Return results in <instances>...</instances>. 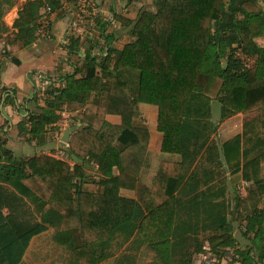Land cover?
Masks as SVG:
<instances>
[{
  "label": "trees",
  "instance_id": "1",
  "mask_svg": "<svg viewBox=\"0 0 264 264\" xmlns=\"http://www.w3.org/2000/svg\"><path fill=\"white\" fill-rule=\"evenodd\" d=\"M62 1L26 0L11 26L14 39L6 45H32L41 9L48 7L60 16ZM106 3L111 7L109 0ZM16 4L17 0H0V43L10 30L3 18ZM154 4L151 20L119 18L122 28L131 27L132 38L119 52L108 49L96 57L90 41L69 38L62 46L67 62L71 56L77 59L72 73L58 78L60 89L47 86L41 105L38 99L27 100L31 107L17 128L38 147L47 146L49 129L59 121L57 112L72 114L81 125L69 136L65 151L73 164L55 159L53 153L16 158L0 130V264H21L31 239L47 230L48 221L41 217L37 222L29 206L35 203L56 213L55 240L76 264L106 259L114 234L121 235L123 245L134 232H144L142 241L152 255L148 264H191L203 243L197 231L194 236L186 229L183 237L176 234L181 228L173 227L175 196L187 172L184 165L213 146L211 101L220 104L221 120L254 114L221 150L231 174L264 184V179L257 181L264 165V46L257 43L264 39V0H154ZM104 39L109 45V36ZM10 61L19 64L15 58ZM128 71L138 73L136 92L128 90L123 75ZM5 99L12 105L14 93H6ZM141 104L157 108L161 151L181 156L180 163H159L147 200L137 179L148 155L149 136L133 124ZM107 116L119 117L120 123L111 124ZM131 189L138 193V202L119 196L120 190ZM209 200L221 201L214 219L202 224L199 232L210 231L207 240L216 257L222 258L224 248H234L239 264H255V258L264 264V209L246 217L243 235L251 233L252 239L242 251L230 232L224 195L215 199L203 195L200 202Z\"/></svg>",
  "mask_w": 264,
  "mask_h": 264
},
{
  "label": "crops",
  "instance_id": "2",
  "mask_svg": "<svg viewBox=\"0 0 264 264\" xmlns=\"http://www.w3.org/2000/svg\"><path fill=\"white\" fill-rule=\"evenodd\" d=\"M101 1L103 3H106V1L108 0H101ZM109 1L111 5H113L116 0H109ZM108 9L109 11L111 9L113 10V6L108 7ZM17 11H18V8H17ZM15 17H16V14H15ZM108 20H109L108 22L112 21L111 17H109ZM11 26L12 24L10 25L9 29H11ZM59 27L60 25H57V28ZM57 36H58L57 40H59L61 45L65 44L69 40L67 38L64 39L63 34L57 35ZM101 36L105 37L106 36L105 32L101 31ZM108 36L110 39L109 45L106 47V49L101 48V46L94 47L93 50L91 51L93 56H96V57L102 56V53L106 52L108 49H114L116 52L122 49L123 46H121L120 48L117 47V45L119 44L116 43L115 39L113 40V35L111 33ZM131 40L132 38L130 37L129 42ZM37 41L39 40L37 39ZM37 41H35L32 45L25 47V48L18 47V46H7L8 51H10V48L11 50H13L12 52H14L15 49H18L20 56L18 54V57H15L14 53L13 55L11 54L13 58L19 61V64L17 65L13 64L12 62L7 61L6 59H0V115L2 118V120L0 119V130L5 134L4 139L7 142L9 139L16 140L15 144L13 142V145H16L17 143L18 147L24 153V158L31 157L33 155H39V154L50 155L51 153H53L55 155V153L56 154L62 153L65 156L64 160L63 158H58L57 156H54V155L53 157L55 159L65 161L69 164H73V162L65 154L67 144H65V146L63 147L65 149L64 153L62 152L61 148L53 147L52 145V139H53L52 134L54 132L58 133L57 131H59L58 122L57 124L52 126V129H49L50 130V132H48L49 143L46 144L47 146L45 147L43 146L38 147L36 145V141H30L29 137L24 136L23 134H20L17 128V124L20 121H22L23 118H25V116L27 115V111H25V113H20V111L19 113H17L15 110H13L15 109V107L18 109L16 104L19 100L17 99L16 94H19V91H22L20 89L27 82H28L27 84L29 85V93L27 94L28 95L27 100L32 99V86H31L28 74L33 71H41V72L45 71L50 74H55L53 71H50V70H53L54 67L46 69V66L43 62L44 61L43 59L46 58L45 56L46 51L44 47L39 46L40 43H42V41L39 43ZM257 43L259 45L264 46V39H258ZM19 49H22V50H19ZM62 51L65 52L66 54V63L70 66V68H72V65H71L72 62L71 61L67 62L69 56L67 55L66 51L63 49V46H62ZM35 57H39L40 60H35ZM71 57H75V56H71ZM68 73H72V71L67 72L66 74ZM66 74L64 75L62 74L60 76L55 74V76L59 78V77H64ZM75 77L76 79L80 78L79 74H77ZM9 92L11 93L13 92L14 97H15L14 103L12 105L7 104L5 101L6 100L5 94ZM27 95H20V96L26 97ZM40 98L41 97L35 98V99H40ZM27 100H26V103H27ZM214 103H217L219 105V111H216V113L212 114V105ZM153 107L155 106L141 104L139 106L140 116L138 119L134 120L133 122L135 127L146 129L148 132V136H149L148 146H147L148 155H147L145 164L141 170V173L139 174L138 179H137V181L144 187V191H141V194H143V196L145 197V200H147L146 198L147 195L145 194H147L146 192L150 190L152 181L154 177L156 176L159 163L160 162H165V163H180L181 162L180 154H169V153H163L161 151L162 134L157 131V108L155 107L154 109ZM210 107H211L210 122L214 126L213 132L210 136V141L213 142L211 144L213 146L207 148L205 151L202 150L201 153L197 156V158L194 160L192 164L187 163V165L186 166L184 165L183 167V170H186L187 172L176 192V196H175L176 216L173 222V227L181 228V231L177 232L176 234L182 237L184 236L183 231L185 229L193 231L190 233L191 235L187 234L189 236H192V235L194 236L195 231H197V234H198L197 238L203 243V246H202L201 252L195 253L192 255V261L195 258L198 259L201 257H205L209 261L214 260L220 264L221 260L224 258L228 260L232 258L233 260V258L235 257V260H234L235 263L233 261L231 262L229 261L228 264H239V259H238V256L235 254L234 248L233 249L224 248L223 251L225 253L223 254L222 258L218 259L216 255L210 250L209 242L207 240V237H208L207 235L210 234V231L205 230L207 232L203 231V233H200L202 232L201 230L199 232L202 224L211 223L210 221L214 219L215 212L217 209L216 204L218 201H221V200H218V201L209 200L207 202H204L203 204L200 202V199L202 198L203 195H206V197L213 198V199L217 198V196L221 197L222 195H224V202H225L224 210L226 209L225 210L226 218L230 224V232H231L232 238L235 240V243L237 245L236 248L240 249L238 247V243L236 242L237 240L235 238L233 229L235 228V224L239 221L241 217L240 213H242V215H245L242 220V224L239 225V227L243 229V233H244L245 227H246V220H245L246 217L251 212H253L255 209L257 211L264 209V188H263L264 184H260L259 182L254 183L253 180L245 181L242 179L241 173L231 174L228 171L224 163V160H223V155H222V150H221L222 144L232 139L236 135H240L242 133L243 123L247 120H250V118H246V116L248 115L236 114L229 118L221 120L220 104L217 101H211ZM24 108L28 109V103H27V106L25 105ZM146 110L148 112L145 113ZM62 115L70 119V126L74 128V130H72L66 135V141L68 143L69 136L74 131L79 129L81 125L77 122L76 123L74 122V118L72 114L62 113ZM146 115L147 117H145ZM217 117L219 118V121L218 123H215L216 121H214L213 119ZM106 120L113 125H118L120 123V119L117 116H107ZM148 121H155L156 131L154 130L150 132L148 130V128L146 127V123ZM13 128L17 130V133L9 137L8 139L7 133H12ZM156 132H158L159 135ZM219 134L222 135L224 140L216 141L215 138ZM224 135L226 136L224 137ZM6 147H7V143H6ZM28 147H30L31 151L33 150L32 151L33 154L28 155V153H26L28 152L27 151ZM46 147H49V149ZM47 149H48L49 154L45 152V150ZM52 150L54 152H52ZM55 150L57 152H55ZM186 168H188V170ZM113 171H114V174L116 175L117 174L116 169H114ZM90 173L94 175L93 172H90ZM258 177L262 180V183H263V179H264L263 163H261L260 174L259 175L257 174V181H258ZM137 195L138 193L132 189L131 190H120L119 192L120 197L126 198L130 201L138 202ZM29 206L31 207V210L34 211V216L37 219V222H40L41 217H44L48 221V223L45 224V226L47 227V230L33 237L29 243V246L34 240L41 238L44 235H50L51 240L54 244L59 245L62 248H65L64 246L58 244L55 240L56 232L58 231V227H57L56 219H55L56 213L45 206L40 207V203H35ZM6 213H7V210H3V214H6ZM211 214L213 216H211ZM73 236L77 238L76 232H73ZM241 237L242 239H246L248 243L246 246L248 245L250 246L252 234L249 233L247 236H244L242 234ZM143 239H144V232H141V233L134 232L133 236L128 240V242L122 245L124 239L121 237L120 234H114V236L111 238V240L108 243V247H107L108 249L106 251L107 258L104 260H101L100 262L96 264H121L122 261L125 262L126 260L128 264L129 262H131L130 264H148L151 259L150 257L152 255L150 254L151 251L148 250L147 247H145L146 244L145 242L143 243L142 241ZM175 239L178 240L179 237ZM80 242L81 241L78 240L76 244ZM128 246H130L129 250H127ZM244 249L245 247H243L240 250L243 251ZM66 250L68 253V259L70 258L69 264H76V262L74 261V258L72 257V254L69 252L68 249ZM141 250H143V253L141 252ZM229 253L230 255H228ZM25 254L22 258L21 264H24ZM255 254L256 253L254 250L250 252V255L254 256ZM229 256H230V259H229ZM254 261L256 262L255 264H261L258 262L256 258L254 259Z\"/></svg>",
  "mask_w": 264,
  "mask_h": 264
},
{
  "label": "rangeland",
  "instance_id": "3",
  "mask_svg": "<svg viewBox=\"0 0 264 264\" xmlns=\"http://www.w3.org/2000/svg\"><path fill=\"white\" fill-rule=\"evenodd\" d=\"M25 1L26 0H17L16 6L13 9H11L9 12H7V14L4 16L3 22L8 28L12 24V21L15 19L17 8L21 4H23ZM111 6H113V10L111 9L109 11L108 7H110V5H108L107 3H103L101 0H86L85 4H80L79 0H63L60 16H57L58 12H54L52 15L48 16V22L50 25H49V32L47 36L42 38L36 35V38L39 40L37 41L36 39V41L38 43L42 41V43H40L39 46L44 47L46 51V54H45L46 58L43 59L46 69L54 67L53 70H50V71H53L58 76L62 74L64 75L67 72L72 71V68H70V66L66 63V54L65 52L62 51V45H65V44L61 45L59 40H57L58 39L57 35L63 34L64 39L65 38L75 39V35H77V34H73V32L70 29V24L67 21L68 13H73L74 15L78 13L82 14L84 16L85 22L92 21L95 24L94 28H91V27H88L82 24L80 28L81 31L83 32L81 35V38L85 39V41H90L91 46H95V47L101 46V48L103 49H106V47L108 46V43L104 39V36H101V31L105 32L106 35L107 34L109 35L111 33L113 35V40L115 39L116 43L119 44L117 45V47L119 48L129 42L130 37L128 36V32L131 29V27L129 26L126 29L122 28V23L119 20V18L129 19L132 22L135 21L139 17H142L145 20H151L155 13L154 0H116L114 4ZM66 7L69 10V12L66 11L67 10L65 9ZM109 17H111L112 19V21L110 22H108ZM57 25H60V27L57 28ZM12 33L14 32L10 29L7 36L4 37L2 39V42L0 43V59H6L9 62H11L10 58H13L11 54L13 55L14 53L15 57H18V54H19L18 49H15L14 52H12L13 50H11V48H10V51L7 50L6 44L10 43L14 39V37L12 36L13 35ZM88 35H91V38ZM18 46L20 47V45ZM19 50H22V49H19ZM104 53L105 52H103V54ZM35 60H40V59L39 57H35ZM76 60H77L76 57L70 58L71 62H75ZM56 69L57 70L59 69V70L57 71ZM123 75L127 76L128 90L130 92H136L138 88V78H137L138 73L136 71H128ZM27 83H25L24 86L20 89L22 91H19V94H16V97L19 100L16 104L18 109L15 107V109L13 110H15L17 113H19V111L20 113H25L27 109V108H24L25 105L27 106L26 100L28 97L27 94L29 93V85ZM20 95H27V96L21 97ZM38 104L40 105L42 104V101L39 99H38ZM28 107H31V105H28ZM153 108L155 109V107ZM216 111H219V105L217 103H214L212 105V114L216 113ZM146 112L148 111L146 110L145 113ZM58 114L60 117L58 121L59 131H57L58 133L54 132L52 134V137H53L52 145L53 147L61 148L62 152L64 153L65 149L63 147L65 146V144H67L66 135L72 130H74V128L70 126V119L62 115L61 112H58ZM147 115L145 117H147ZM251 117H253V115L246 116V118H251ZM0 119L2 120L1 115H0ZM213 120L216 121L215 123H218L219 118L217 117ZM146 127L148 128L150 132L154 131L155 121H148L146 123ZM13 131L12 133H7L8 139L9 137L17 133V130H15L14 128H13ZM225 136L226 135H224V137ZM4 137H5V134H3V138ZM215 139L216 141L224 140V138L220 134ZM15 141L16 140L9 139L7 142V147L13 151V154L15 155L16 158H22L24 157V153L18 147L17 143L16 145H13V142L15 144ZM48 143L49 141L47 140L46 144ZM46 148L49 149V147H46ZM48 149L45 150L47 154H49ZM27 151L28 152L26 153H28V155L33 154L32 152L33 150L31 151L30 147L27 148ZM55 152L57 151L55 150ZM54 156H57L58 158H63V160L65 157L64 154L62 153H57V154L55 153ZM240 216L241 217L239 221L237 222L238 224L237 223L235 224V228L233 230H234L235 238L237 240L236 242L238 243V247L242 249L243 247H246L248 243L246 239H242L241 236L243 234V229L239 227V225L242 224V220L245 215H242V213H240ZM228 255H230V253ZM67 259H68L67 250L65 248H62L59 245L54 244L51 240L50 235H44L43 237L34 240L30 244L25 254L24 264H69L70 258L68 260ZM229 259H230V256H229ZM234 260H235V257L233 258V260L232 258L230 260L224 258L221 260L220 264H226V263L228 264L229 261L234 262ZM209 263L219 264L218 262L214 260L209 261L205 257H201L198 259L195 258L191 262V264H209Z\"/></svg>",
  "mask_w": 264,
  "mask_h": 264
},
{
  "label": "built area",
  "instance_id": "4",
  "mask_svg": "<svg viewBox=\"0 0 264 264\" xmlns=\"http://www.w3.org/2000/svg\"><path fill=\"white\" fill-rule=\"evenodd\" d=\"M80 4H85L86 0H79ZM67 9V7L65 8ZM66 11L69 12L67 9ZM54 12L50 10L48 7H44L40 11V17L37 21V32L36 35L39 37H45L47 36L49 32V22H48V16L52 15ZM67 21L70 24V29L75 35V39H79L80 42L85 41V39L81 38L82 31H81V25H85L91 28L95 27V24L92 21L85 22L84 16L82 14H76L68 13L67 15ZM79 34V35H78ZM41 35V36H40ZM91 38V35H88ZM106 53V52H105ZM105 53L102 55H105ZM30 83L32 86V99L44 97L46 95V89L48 85H52L56 89L61 88L60 80L54 75L50 74L45 71H33L28 74Z\"/></svg>",
  "mask_w": 264,
  "mask_h": 264
}]
</instances>
